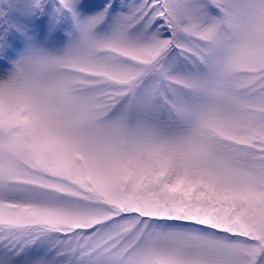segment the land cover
Returning <instances> with one entry per match:
<instances>
[{
    "label": "rangeland",
    "instance_id": "rangeland-1",
    "mask_svg": "<svg viewBox=\"0 0 264 264\" xmlns=\"http://www.w3.org/2000/svg\"><path fill=\"white\" fill-rule=\"evenodd\" d=\"M0 264H264V0H0Z\"/></svg>",
    "mask_w": 264,
    "mask_h": 264
}]
</instances>
